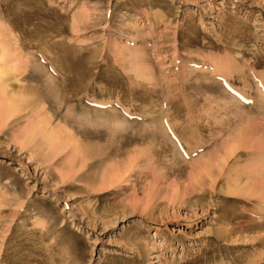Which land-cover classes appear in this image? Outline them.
Instances as JSON below:
<instances>
[{"label": "rangeland", "instance_id": "1", "mask_svg": "<svg viewBox=\"0 0 264 264\" xmlns=\"http://www.w3.org/2000/svg\"><path fill=\"white\" fill-rule=\"evenodd\" d=\"M0 112V264H264V0H0Z\"/></svg>", "mask_w": 264, "mask_h": 264}, {"label": "bare ground", "instance_id": "2", "mask_svg": "<svg viewBox=\"0 0 264 264\" xmlns=\"http://www.w3.org/2000/svg\"><path fill=\"white\" fill-rule=\"evenodd\" d=\"M254 60V59H253ZM46 70V73H50V72H52V73H60V72H62V68H59V66H58V68L57 67H54V68H49V67H47V68H45ZM62 74V73H61ZM66 77V76H65ZM34 79V75L33 74H30V75H28V77H26L25 79L26 80H29V79ZM59 81V80H58ZM64 82V81H63ZM68 83V82H67ZM70 83V82H69ZM69 85V84H68ZM76 86V85H75ZM28 88V87H27ZM26 88V89H27ZM87 88V87H86ZM25 89V88H24ZM72 89H74V87L72 88ZM75 89H77V88H75ZM63 90L64 91H61V93H60V100H61V102L60 103H63V104H68V103H71V102H73L74 104H73V107L76 109V107L78 106V104H79V106H81L82 107V103H83V100H84V98L85 97H82L81 96V94H79V92H75V91H70L69 89H67V87H65V88H63ZM84 90V89H83ZM78 91V90H77ZM26 94V93H25ZM80 95V96H79ZM86 96V95H85ZM88 97V96H87ZM20 100V99H19ZM24 101H25V99H23ZM22 100V101H23ZM85 101H87V103H86V105L87 106H91L92 108L94 107L96 110H93V112L95 111V113H96V111H97V113L98 112H100V111H103V112H107V113H104L103 115H108V116H110V117H113L114 118V115H113V113H111L112 111H110V110H108L109 109V107H112L111 105H110V103L108 104L107 102L106 103H101V104H96L94 101V103L92 102L91 103V101L90 100H86L85 99ZM20 102V101H19ZM19 102H18V100L15 102L14 100L12 101V103H11V105L8 107V111L6 112V119H5V116H4V119H5V121L6 120H8V118H9V116H10V114H12V113H16L14 110L15 109H17L18 111H19V109L21 108V106L23 107V105L25 104V102L23 103H21V104H23V105H21L20 104V106H19ZM28 105V104H27ZM19 106V107H18ZM78 106V107H79ZM5 107V106H4ZM93 108V109H94ZM97 108H103V109H107V110H103V109H97ZM21 109H23V108H21ZM78 109V108H77ZM3 110V109H2ZM16 110V111H17ZM20 112V111H19ZM103 112H100V113H103ZM1 113V112H0ZM2 114V113H1ZM0 114V115H1ZM14 116H15V114H13ZM17 116V115H16ZM11 117V116H10ZM12 118V117H11ZM13 119H15V118H13ZM111 119V118H110ZM16 120V119H15ZM21 120V119H20ZM113 120V119H112ZM9 121H10V119H9ZM17 121V120H16ZM3 122V121H2ZM11 122H14V121H11ZM11 124V123H10ZM6 125H7V123H6ZM9 125V124H8ZM13 125V124H12ZM10 126V125H9ZM5 129V128H4ZM35 129H36V127H35ZM28 130V129H27ZM30 130H31V128L29 129V131H26V132H24V134L25 133H27V134H29V136L27 135V142L26 141H24V142H26L25 143V145L27 146V145H29L31 142H33L34 140H36V135H38V133L39 132H41V130H35L36 132H33V131H31L30 132ZM114 130V129H113ZM171 133V132H170ZM26 137V136H25ZM24 137V138H25ZM173 137V136H172ZM175 137V136H174ZM259 139V138H258ZM233 140V139H232ZM249 140V139H248ZM37 142V141H36ZM36 142H34V144L36 143ZM41 144H39L40 145V147L41 146H43L44 147V145L46 144H44V142L43 141H41L40 142ZM178 144V143H177ZM255 144V143H254ZM31 145V144H30ZM47 146V145H46ZM262 146H264V145H262ZM35 148H38V147H36V146H34ZM24 149H25V147H24ZM30 149H32L31 147H30ZM29 149V150H30ZM36 150V149H35ZM39 150V149H38ZM40 151V150H39ZM47 151V150H46ZM35 152V151H34ZM59 152V151H58ZM36 153H38V152H36ZM35 153V154H36ZM33 155V154H32ZM251 168V166L249 167V169ZM255 168V167H254ZM242 169V168H241ZM240 169V170H241ZM263 169V170H262ZM262 169H261V171H264V167H262ZM238 170V169H237ZM254 171H252L253 173L257 170L256 168L255 169H253ZM258 171V170H257ZM256 171V172H257ZM261 171H260V169H259V173H256V174H254V175H259L260 173H261ZM243 172V171H242ZM248 172V171H247ZM252 174V173H251ZM257 175V176H258ZM264 174H262V175H259V177L261 176H263ZM235 176H236V174H235ZM246 176H248V175H246ZM264 177V176H263ZM253 178V177H252ZM229 180V179H228ZM250 180V179H249ZM235 181V180H234ZM260 181V180H259ZM264 181V180H263ZM234 184H236V183H234ZM261 185V184H260ZM231 186H234V185H231ZM238 187V186H237ZM239 189V188H238ZM237 188H236V190L234 189V190H232V188L231 189H228V190H226L225 191V193L227 194V196L228 195H233V194H235V192H237V190H238ZM249 191V190H248ZM221 192V191H220ZM247 192V191H246ZM245 192V193H246ZM256 192V191H255ZM261 192V191H260ZM262 193H264V192H262ZM225 194V195H226ZM247 194V193H246ZM255 194V193H254ZM258 194V192L256 193V195ZM249 195V194H248ZM261 195V194H260ZM258 196V195H257ZM202 197V196H201ZM201 197H199V198H201ZM195 198V197H194ZM194 198H192V199H194ZM198 198V197H197ZM198 198V199H199ZM205 198V197H204ZM249 198V197H248ZM257 199V198H256ZM197 199H195V201H196ZM200 200V199H199ZM202 200V199H201ZM249 200H251V199H249ZM224 201H226V199L224 200ZM196 202H199L198 200L196 201ZM258 204H260L261 205V201L260 202H258ZM255 205V204H254ZM256 205H257V203H256ZM255 207V206H254ZM262 210H263V212H264V201H262ZM255 215H257V214H255ZM254 215V216H255ZM260 217H254V220L253 221H255V222H253V224H249L248 223V225L249 226H243V227H241V229H238V230H240V231H238V232H241L242 230H244V232H245V230L246 231H250V232H256V233H258V232H263L262 234H263V236H261L260 234H258L259 236H261L262 238L261 239H258L257 237H254V241H251V242H255L256 240H258V241H264V220H259V219H261V217H264V216H261V215H259ZM249 217H251L250 215L247 217V218H249ZM246 218V217H245ZM252 218V217H251ZM251 218H249V220L251 219ZM257 219V220H256ZM242 220V219H241ZM259 220V221H258ZM239 222V221H238ZM250 222H251V220H250ZM243 224H240V226H242ZM239 226V227H240ZM238 227V226H237ZM236 227V228H237ZM238 227V228H239ZM236 230V229H235ZM217 232V231H216ZM228 232V231H227ZM230 232V231H229ZM237 231H235V233H236ZM215 233V232H214ZM218 233V232H217ZM216 233V234H217ZM231 233H232V231H231ZM234 233V232H233ZM248 233V232H247ZM214 235V234H213ZM225 235H226V232H225ZM234 235V234H233ZM240 235V234H239ZM256 236V235H255ZM215 237V236H214ZM225 236L220 232L219 234H217V238L219 239H222L223 240V238H224ZM227 237H230L228 234H227ZM238 237V236H237ZM260 238V237H259ZM216 239V238H215ZM217 239V240H218ZM256 239V240H255ZM217 240H215V241H217ZM221 240V241H222ZM228 240V239H227ZM236 240V239H235ZM220 241V240H219ZM220 241V242H221ZM261 241V242H262ZM259 244H260V242H258ZM263 243V242H262ZM257 245V244H256ZM261 246V245H260ZM253 248V247H252ZM260 248V247H259ZM258 248V249H259ZM262 250V249H261ZM260 250V251H261ZM256 251V250H255ZM264 252V251H263ZM251 262V261H250Z\"/></svg>", "mask_w": 264, "mask_h": 264}]
</instances>
